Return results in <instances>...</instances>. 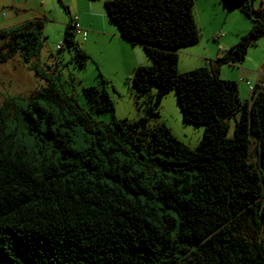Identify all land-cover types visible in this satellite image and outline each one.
Segmentation results:
<instances>
[{
  "label": "trees",
  "instance_id": "1",
  "mask_svg": "<svg viewBox=\"0 0 264 264\" xmlns=\"http://www.w3.org/2000/svg\"><path fill=\"white\" fill-rule=\"evenodd\" d=\"M193 1L103 6L119 37L151 60L134 68L131 93L149 95L145 112L157 116L173 90L181 121L204 126L194 148L147 116L98 124L93 115L113 111L103 88L81 89L83 109L58 76L31 63L43 18L0 31V63L17 55L45 82L26 100L0 103V264H264V91L255 87L241 103L236 82L218 78L220 64H239L264 36V0H223L250 31L208 67L183 73L178 51L199 41ZM75 25L65 27L60 49L73 48L83 68ZM16 109L33 148L9 127Z\"/></svg>",
  "mask_w": 264,
  "mask_h": 264
},
{
  "label": "rangeland",
  "instance_id": "2",
  "mask_svg": "<svg viewBox=\"0 0 264 264\" xmlns=\"http://www.w3.org/2000/svg\"><path fill=\"white\" fill-rule=\"evenodd\" d=\"M14 1L0 0V31L23 22L26 23L36 16L43 18L39 55L32 59L31 63H35L39 69L50 72L53 76H58L60 85L66 92L73 94L75 100L83 109H87V105L81 95V89L89 86H95L99 89L103 88L109 96L113 111L93 115L94 120L98 124L110 123L112 119L132 121L147 116L145 104L142 103L148 101L150 97L144 94L135 98L131 93L128 87V77H131L134 69L128 77L122 74V60L120 59L122 49L119 50L114 43L104 42L100 38L94 37L92 33L88 36V33H85L84 36L82 34H74L77 47L87 55L83 68L75 65V50L73 48H67L63 44L61 49L57 50V46L63 40L65 27L71 26L76 20H79L82 25L89 26V30H102L103 23H110L112 28L116 29L106 15L103 6L104 0H60L63 5L58 0ZM194 2L198 9L199 17L202 19H208L212 16L222 22L226 15V9L232 10V13L226 17L225 21V27L228 31L241 28V21L234 18V15L237 16V14L242 15L243 19H247L251 24L250 20L239 11L237 6H230L223 0L217 1L221 4V8L212 4V0H194ZM257 3L258 1L255 4ZM64 5L68 10L63 7ZM195 12L196 8L193 6L194 15ZM80 28L83 31L88 29L82 26ZM220 32L225 34L226 30L221 29ZM1 42L2 40H0ZM127 45L131 47V45ZM134 47L140 49L142 56L148 61V65L144 66L151 65V60L144 53L141 46L137 44ZM123 51L126 58L130 56L128 55L130 53L129 50ZM132 56L136 57L134 53ZM211 62L214 63V61ZM240 63L247 70L264 74V36L256 39L255 43L248 47L245 58ZM29 67L30 64H23L17 55L4 63H0V103L5 97H13L15 95L26 100L40 87L44 86L45 82L37 78ZM177 71L179 72V70ZM247 80L249 84L253 83V79ZM238 82L241 83L240 81ZM242 82H244V79ZM154 93L155 88L151 87L150 94L154 95ZM135 101L140 103L141 109H138ZM240 101L241 103L245 102L242 99ZM177 102L175 92L173 90L169 93L167 92L159 103L158 115L147 116L148 124L152 127L164 125L170 134L186 145V147H197L204 131V126L182 122ZM19 110L16 109V111L11 113L10 116H15L18 121L12 120L10 125L11 128L16 130L17 136L21 140L20 143L30 149L35 147V139L28 133L26 128H23L22 121L19 119V116H21ZM226 125L228 127L227 136L231 137L234 129V118L227 119ZM75 138L79 141L82 140L79 131L76 132Z\"/></svg>",
  "mask_w": 264,
  "mask_h": 264
},
{
  "label": "crops",
  "instance_id": "3",
  "mask_svg": "<svg viewBox=\"0 0 264 264\" xmlns=\"http://www.w3.org/2000/svg\"><path fill=\"white\" fill-rule=\"evenodd\" d=\"M12 1L15 2L14 0ZM217 1L218 0H212V4L218 5L221 8V4ZM193 6L194 8H196L194 18L199 28V41L194 45H190L184 48L182 47L181 49H179L177 70L183 73L189 70L191 71L195 68L198 69L201 67H208L211 61L219 60L220 58H222L225 50H228L232 46H235L239 38L251 29V24L247 21V19H243L242 15L237 14V16L234 15V18L235 20L241 21V28L228 31L225 27V21L226 17H228L230 13H232V10H228V8L226 9L224 20L222 22H219L216 17L214 18L212 16L208 19L200 18L198 9L194 1ZM75 23L81 30L79 34H82V36H84L85 33H88L87 36L92 33L94 37L100 38L104 42H112L117 46V48H119V50L122 49V55L120 57V59L122 60L121 69L123 71L122 74L126 75L127 77L128 75H131L132 70L137 65H148V61L142 56L140 49L134 47L135 45L132 46L129 42L119 37L117 30L113 29L110 23H103L102 30H89V26L82 25L79 20H76ZM81 26L88 29L86 31H83L80 28ZM221 29H225L226 32L225 34L222 33L221 36L217 37V34ZM127 44L131 45V47H129ZM123 50H129L130 53L128 55L130 56L126 58ZM133 53L136 55V57L132 56ZM218 71V77L222 80L234 81L236 83L237 81L241 82L237 83V92L239 98L244 100L245 102L250 100L251 92L249 91V86H256L258 77L264 75L256 73L255 71L247 70L244 65H241V63L237 65H227L225 63H222L219 65ZM243 79L244 82H242ZM247 79H253V83L249 84V81Z\"/></svg>",
  "mask_w": 264,
  "mask_h": 264
},
{
  "label": "built area",
  "instance_id": "4",
  "mask_svg": "<svg viewBox=\"0 0 264 264\" xmlns=\"http://www.w3.org/2000/svg\"><path fill=\"white\" fill-rule=\"evenodd\" d=\"M74 27V32L75 34H79L81 32V30L78 28L77 25L73 26ZM222 33L221 32H218L217 34V37L221 36ZM216 37V38H217ZM57 50L59 51L60 50V45L57 46ZM255 87H258L259 89H261L262 91H264V75L263 76H260L258 77L257 79V83H256V86H249V91L252 92V90L255 89Z\"/></svg>",
  "mask_w": 264,
  "mask_h": 264
},
{
  "label": "clouds",
  "instance_id": "5",
  "mask_svg": "<svg viewBox=\"0 0 264 264\" xmlns=\"http://www.w3.org/2000/svg\"><path fill=\"white\" fill-rule=\"evenodd\" d=\"M9 127H11V125H9Z\"/></svg>",
  "mask_w": 264,
  "mask_h": 264
}]
</instances>
